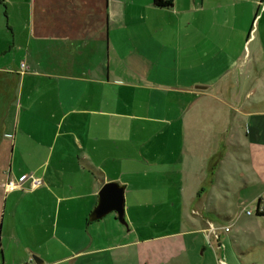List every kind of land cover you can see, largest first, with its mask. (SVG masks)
I'll return each mask as SVG.
<instances>
[{"label":"crops","instance_id":"0c3cea01","mask_svg":"<svg viewBox=\"0 0 264 264\" xmlns=\"http://www.w3.org/2000/svg\"><path fill=\"white\" fill-rule=\"evenodd\" d=\"M171 1L0 0V264H205L264 202V0Z\"/></svg>","mask_w":264,"mask_h":264},{"label":"rangeland","instance_id":"374dc122","mask_svg":"<svg viewBox=\"0 0 264 264\" xmlns=\"http://www.w3.org/2000/svg\"><path fill=\"white\" fill-rule=\"evenodd\" d=\"M255 203V201L250 204L243 202L241 204L242 210L246 214L247 210H251V214L246 215L237 212L234 218H230L227 224L222 222L221 226L217 227L218 238L213 232L212 224L208 223L205 229L208 243L211 246H215L218 242L220 245H224H222L223 249H216L214 251V257L210 254L205 256V264H213L215 261L216 264H264V217H257L258 203L257 205ZM259 208H261L259 209L260 212L264 211V202H260ZM160 209L161 214L155 219L154 217L147 218L143 226L159 224L162 232L177 229L181 215V206L160 205ZM226 227L232 228V232L227 233L232 238L226 239V237H222L220 242V235L224 231L228 232L225 230Z\"/></svg>","mask_w":264,"mask_h":264},{"label":"water","instance_id":"95a60500","mask_svg":"<svg viewBox=\"0 0 264 264\" xmlns=\"http://www.w3.org/2000/svg\"><path fill=\"white\" fill-rule=\"evenodd\" d=\"M209 86L196 85L197 89H207ZM111 212L118 214L119 220L127 224L125 214V186L119 182L112 181L104 184L99 192V201L89 216L90 221L100 220ZM33 259L37 264L44 263V260L33 254Z\"/></svg>","mask_w":264,"mask_h":264},{"label":"built area","instance_id":"2783aa9c","mask_svg":"<svg viewBox=\"0 0 264 264\" xmlns=\"http://www.w3.org/2000/svg\"><path fill=\"white\" fill-rule=\"evenodd\" d=\"M28 180H30L31 183H32L34 186L40 184V182H41V181H40L41 179H40L39 177H36V176H34V175H29V176H23V177H21L18 181H16V180H9V181L7 182V184H6V187H7L8 189H10V190H13V189L17 188L18 186L22 185L25 181H28ZM260 209H261V208H260ZM246 212H247V214H251V210H247ZM217 230H218V228L213 227V232H214V234L216 235V237L218 238L219 235L217 234ZM225 230H226V231H229V230H230V227H226ZM27 264H28V263H27Z\"/></svg>","mask_w":264,"mask_h":264},{"label":"trees","instance_id":"16d2710c","mask_svg":"<svg viewBox=\"0 0 264 264\" xmlns=\"http://www.w3.org/2000/svg\"><path fill=\"white\" fill-rule=\"evenodd\" d=\"M155 4L157 6H160V7H165V6H170L172 4V1L171 0H155ZM260 202H261V198L259 199V203H258V208H257L256 214L257 215H264V211H262V212L259 211Z\"/></svg>","mask_w":264,"mask_h":264}]
</instances>
